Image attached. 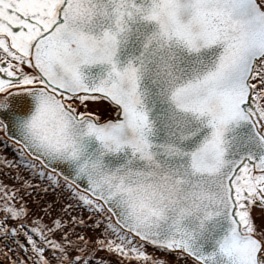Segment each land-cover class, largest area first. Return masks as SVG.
Masks as SVG:
<instances>
[{
  "label": "snow or ice",
  "instance_id": "obj_1",
  "mask_svg": "<svg viewBox=\"0 0 264 264\" xmlns=\"http://www.w3.org/2000/svg\"><path fill=\"white\" fill-rule=\"evenodd\" d=\"M0 264H264V0H0Z\"/></svg>",
  "mask_w": 264,
  "mask_h": 264
}]
</instances>
